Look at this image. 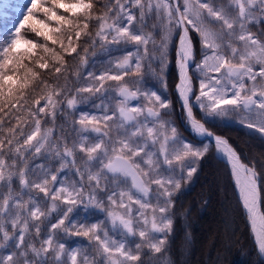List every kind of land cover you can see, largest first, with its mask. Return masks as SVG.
Segmentation results:
<instances>
[{
    "label": "snow or ice",
    "instance_id": "1",
    "mask_svg": "<svg viewBox=\"0 0 264 264\" xmlns=\"http://www.w3.org/2000/svg\"><path fill=\"white\" fill-rule=\"evenodd\" d=\"M173 44L177 92L191 129L214 135L193 115L194 100L206 116L234 114L264 137V0L22 6L0 36V133L7 132L0 136V264H144V249L166 252L173 197L209 151L179 135L166 111L171 102L145 79L151 72L164 84ZM97 48L107 66L88 70L95 69ZM114 50L122 54L113 57ZM9 116L15 125L5 129ZM58 116L65 119L57 136ZM214 139L264 256V173L227 139ZM97 212L103 218L91 220ZM72 237L87 244L69 246Z\"/></svg>",
    "mask_w": 264,
    "mask_h": 264
},
{
    "label": "trees",
    "instance_id": "2",
    "mask_svg": "<svg viewBox=\"0 0 264 264\" xmlns=\"http://www.w3.org/2000/svg\"><path fill=\"white\" fill-rule=\"evenodd\" d=\"M96 11H103V9H97ZM133 11L136 10L133 9ZM8 30L10 29H2L0 36L6 34ZM26 35L31 34L26 33ZM81 39L83 40L85 37ZM199 47L197 44L196 60L201 58ZM175 50L176 44H173L168 54L169 66L164 78L166 97L172 100L173 112H171L170 118L184 138L199 143L200 141L179 123L176 114L177 102L173 93L177 81ZM96 52L97 63L95 69L89 68L88 70L101 71L103 67L107 66L100 63L101 60L106 61L108 59L107 54L102 53L99 48L96 49ZM116 55L117 52L114 51L113 57ZM66 59L69 61L70 66H74L76 63L70 57H66ZM69 76L72 77V73H69ZM72 78L74 79V77ZM132 78L125 77L126 80ZM194 87L198 88L195 81ZM62 107L66 106L62 105ZM89 110L95 111L90 108ZM199 111L195 109L196 116L205 120L208 128L216 134L224 136L245 162L253 164L258 173H264V137L248 131L243 126L223 121L213 122L202 116ZM17 115H20V113H17ZM46 119L49 120V126H51L50 117ZM64 119L65 117L58 116L54 135L58 136L60 134L59 125ZM14 125L15 120L11 119L10 116L5 117L3 125L5 129ZM30 125L31 122H29V126L25 127L26 132L29 130ZM43 125L44 118H42V127ZM5 135H7V132L0 133V136ZM259 180L260 186L264 188V175H261ZM262 196H264V193H262ZM173 199L174 206L171 210L173 230L168 237L166 252H164L171 264H264V259L255 250L250 226L241 210L230 168L214 155L213 147H210L205 157L199 161L197 172L194 174L193 182L189 188L179 192ZM231 222L232 232L229 234L226 225ZM210 238L211 241H208ZM68 244L74 247V243ZM147 253L148 250L145 254Z\"/></svg>",
    "mask_w": 264,
    "mask_h": 264
},
{
    "label": "rangeland",
    "instance_id": "3",
    "mask_svg": "<svg viewBox=\"0 0 264 264\" xmlns=\"http://www.w3.org/2000/svg\"><path fill=\"white\" fill-rule=\"evenodd\" d=\"M27 3H28V0H0V31L2 29H12L13 28V26L15 25L16 20L20 17V13H21V10H22V6L25 5V4H27ZM253 31H256V28L254 26H253ZM149 47H151V45ZM170 50H171V46L169 48V52H170ZM115 52H117V55H121L122 54V53H120L118 51H115ZM169 52H168V54H169ZM175 57H176V51H175ZM176 59H175V63H176ZM145 63H147V62H145ZM159 63H160L159 57H157L156 60H153L152 61V68L157 73L159 72ZM168 66H169V57H168V62H167L166 70L163 73V77H165V73L167 71ZM176 67H177V64H176ZM177 73H178V69H177ZM148 76L149 77L148 78L145 77V79L150 83V85L152 86V88L154 89V87H155L154 90H156L163 98H166L164 84L162 85L160 83V80L156 76H153L151 72L148 73ZM132 79H137V78L136 77H133ZM109 83H113V82H109ZM176 95H177V92H176ZM177 97H178V100L180 102L179 95H177ZM96 102L99 103V101H96ZM191 103L195 106V101L194 100L191 101ZM195 107L197 109H199V107H197V106H195ZM166 111H168V110H166ZM177 112H179L178 109H177ZM201 113L206 118H208V119H210L212 121H223V122H226V123H233V124H236V125H239V126H243L241 123L238 122V118L234 114L233 115H228V116H222L221 117V116H206L205 113L202 112V111H201ZM183 119H184V115H183ZM183 119L181 121L184 122V126L188 127L190 129V131L196 136V134L194 133V131L191 129V126H190L189 122L186 120V118L184 119V121H183ZM171 122H173V121L171 120ZM243 127L247 128L248 131H251V132L256 133V135L261 136V134L257 133L254 129H249L246 126H243ZM179 135H180V133H179ZM185 141H187V140H185ZM204 144H206V145L209 146L210 145V142L206 141L205 143L194 144V145L200 146V145H204ZM37 162H39V161H37ZM193 179H194V176L192 177V180L189 183L182 185V188H181V190L179 192H181V191L186 190L187 188H189V186L192 183ZM178 193H176L175 195H177ZM238 194H239V191H238ZM98 218H103V214L97 212V213H95V215H93L91 217V220L94 221V220H96ZM231 228H232V222L226 225V230H227V232L229 234L232 232ZM251 234H252V232H251ZM252 236H253V234H252ZM209 237H207V238H209ZM208 241H211V238ZM66 243H72V244L74 243L73 245L74 246H77V245H81V244L86 245L87 244V241L84 240L81 237H72V238H69L66 241ZM147 250L148 249H144L143 252L145 253V252H147ZM155 256H162L163 257V260H159L158 261V260L155 259ZM142 259L144 260V264H164V261H168L169 262L168 256L165 253H161V254H151V253H149V250H148V253L147 254H145L144 256H142Z\"/></svg>",
    "mask_w": 264,
    "mask_h": 264
},
{
    "label": "bare ground",
    "instance_id": "4",
    "mask_svg": "<svg viewBox=\"0 0 264 264\" xmlns=\"http://www.w3.org/2000/svg\"><path fill=\"white\" fill-rule=\"evenodd\" d=\"M177 64V63H176ZM179 77V76H178ZM178 83H179V81H178ZM182 101V100H181ZM195 133V132H194ZM196 134V133H195ZM197 135V134H196ZM198 137H200V138H204V139H206V138H208V139H210L211 141H212V143L214 144V146H215V139H214V135L212 136V137H209V136H199V135H197ZM217 152V151H216ZM217 155L220 157V158H222L223 160H225V161H227L226 160V158L221 154V153H219V152H217ZM194 185V184H193ZM189 191V190H188ZM253 240V239H252ZM254 242V241H253ZM256 250V249H255ZM264 257V256H263Z\"/></svg>",
    "mask_w": 264,
    "mask_h": 264
},
{
    "label": "water",
    "instance_id": "5",
    "mask_svg": "<svg viewBox=\"0 0 264 264\" xmlns=\"http://www.w3.org/2000/svg\"><path fill=\"white\" fill-rule=\"evenodd\" d=\"M175 2L178 4V0H175ZM216 156L218 157V158H220L217 154H216ZM221 159V158H220Z\"/></svg>",
    "mask_w": 264,
    "mask_h": 264
}]
</instances>
